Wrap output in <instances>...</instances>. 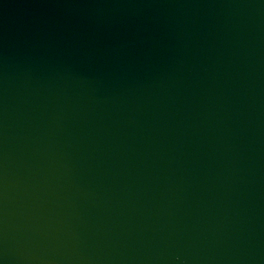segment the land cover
I'll list each match as a JSON object with an SVG mask.
<instances>
[{
  "label": "water",
  "instance_id": "95a60500",
  "mask_svg": "<svg viewBox=\"0 0 264 264\" xmlns=\"http://www.w3.org/2000/svg\"><path fill=\"white\" fill-rule=\"evenodd\" d=\"M0 264H264V0H0Z\"/></svg>",
  "mask_w": 264,
  "mask_h": 264
}]
</instances>
